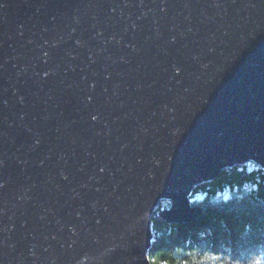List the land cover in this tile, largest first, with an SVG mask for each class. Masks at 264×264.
I'll return each mask as SVG.
<instances>
[{
    "label": "water",
    "instance_id": "water-1",
    "mask_svg": "<svg viewBox=\"0 0 264 264\" xmlns=\"http://www.w3.org/2000/svg\"><path fill=\"white\" fill-rule=\"evenodd\" d=\"M264 169V0H0V264H153L152 220Z\"/></svg>",
    "mask_w": 264,
    "mask_h": 264
},
{
    "label": "trees",
    "instance_id": "trees-1",
    "mask_svg": "<svg viewBox=\"0 0 264 264\" xmlns=\"http://www.w3.org/2000/svg\"><path fill=\"white\" fill-rule=\"evenodd\" d=\"M202 215L170 224L153 215V264H264V170L249 163L196 187Z\"/></svg>",
    "mask_w": 264,
    "mask_h": 264
},
{
    "label": "rangeland",
    "instance_id": "rangeland-1",
    "mask_svg": "<svg viewBox=\"0 0 264 264\" xmlns=\"http://www.w3.org/2000/svg\"><path fill=\"white\" fill-rule=\"evenodd\" d=\"M253 164V163H252ZM257 167V166H256ZM229 169H232V168H229ZM261 169H263V168H261ZM225 170H227V169H225ZM224 170V171H225ZM264 170V169H263ZM192 196V195H191ZM190 199H191V197H190ZM192 201V200H191ZM170 201L169 200H162L161 201V204L155 209V211H154V213L155 212H157V215H159L158 213H161V212H163V211H165V210H169L170 209ZM200 207V206H199ZM154 215V214H153ZM162 219V218H161ZM163 220V219H162ZM152 222H153V220H152ZM166 222V221H165ZM171 224V223H170ZM174 224V223H173ZM180 224H188V223H180ZM153 232V231H152Z\"/></svg>",
    "mask_w": 264,
    "mask_h": 264
},
{
    "label": "bare ground",
    "instance_id": "bare-ground-1",
    "mask_svg": "<svg viewBox=\"0 0 264 264\" xmlns=\"http://www.w3.org/2000/svg\"><path fill=\"white\" fill-rule=\"evenodd\" d=\"M152 250V249H151Z\"/></svg>",
    "mask_w": 264,
    "mask_h": 264
}]
</instances>
